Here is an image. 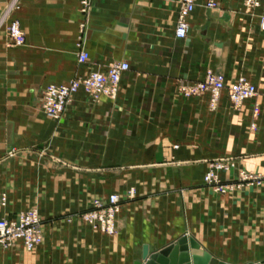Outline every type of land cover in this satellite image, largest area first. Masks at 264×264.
Here are the masks:
<instances>
[{
  "label": "crops",
  "instance_id": "obj_1",
  "mask_svg": "<svg viewBox=\"0 0 264 264\" xmlns=\"http://www.w3.org/2000/svg\"><path fill=\"white\" fill-rule=\"evenodd\" d=\"M206 1L178 38L179 0H92L87 18L79 0H0V217L36 206L44 230L32 250L0 243V264H135L145 244L154 250L183 235L200 243L192 252L233 264L264 258V177L238 178L239 169L264 172V0L255 15L244 0H216L214 9ZM13 19L22 45L8 42ZM125 59L116 98L79 90L59 119L44 112L48 84ZM208 68L227 82L245 74L258 94L235 108L223 90L212 110L209 92H179ZM220 157L236 161L222 181L242 182L225 193L203 179ZM113 192L122 197L116 234L79 217Z\"/></svg>",
  "mask_w": 264,
  "mask_h": 264
},
{
  "label": "built area",
  "instance_id": "obj_2",
  "mask_svg": "<svg viewBox=\"0 0 264 264\" xmlns=\"http://www.w3.org/2000/svg\"><path fill=\"white\" fill-rule=\"evenodd\" d=\"M80 9L87 18L92 0H79ZM197 0H179V11L176 22L175 34L178 38L188 35L190 28L189 17L195 9ZM205 5L209 8H216V0H207ZM262 5V0H244V11L255 14ZM259 27L264 31V12L259 15ZM7 33L10 45H22L26 42V33L21 27L18 19H13L7 25ZM90 54L82 49L79 52V60L86 61ZM130 68L128 60H114L105 70H93L85 75H75L65 83H50L42 93V108L44 112L55 119H59L64 113L68 103L73 99L76 92L84 90L94 100L98 101L102 96L116 98L120 90L122 74ZM178 90L186 97L200 96L206 92L210 93L209 106L212 110L217 109L220 96L223 90L228 91L235 108H240L244 100L254 98L258 94L257 85L245 74H240L235 79L227 82L226 74L222 70L208 68L205 75L196 80L181 81ZM261 111V106L255 102L252 107L254 120L251 127H256V119ZM236 167V161L232 158H216L209 162L205 174V182L215 191L228 192L235 187L242 185L241 181L261 180L264 172L248 171L239 169V183L223 182L220 171L230 170ZM253 182V181H252ZM135 195V188L131 187L129 197ZM7 195L4 192L1 196L3 204L6 203ZM121 194L113 192L106 197H96L92 205L77 212L79 217L89 222L94 229L116 234L118 232L117 215L121 209ZM68 219H72L69 216ZM42 216L39 208L29 207L21 211L17 218L0 217V243L4 247L12 246L16 241L22 240L28 250H32L44 239Z\"/></svg>",
  "mask_w": 264,
  "mask_h": 264
},
{
  "label": "water",
  "instance_id": "obj_3",
  "mask_svg": "<svg viewBox=\"0 0 264 264\" xmlns=\"http://www.w3.org/2000/svg\"><path fill=\"white\" fill-rule=\"evenodd\" d=\"M191 248L199 249L200 243L188 235H183L177 242H171L154 250H150L145 244L135 264H233L214 258L208 250L198 253L192 252ZM245 264H264V258Z\"/></svg>",
  "mask_w": 264,
  "mask_h": 264
},
{
  "label": "rangeland",
  "instance_id": "obj_4",
  "mask_svg": "<svg viewBox=\"0 0 264 264\" xmlns=\"http://www.w3.org/2000/svg\"><path fill=\"white\" fill-rule=\"evenodd\" d=\"M255 14H256V12H255ZM254 14V15H255ZM183 95V94H182ZM184 96V95H183ZM186 97V96H185ZM242 106V105H241ZM207 172V171H206ZM206 172H205V174H206ZM205 174H204V176H203V179L205 180ZM221 177V176H220Z\"/></svg>",
  "mask_w": 264,
  "mask_h": 264
}]
</instances>
